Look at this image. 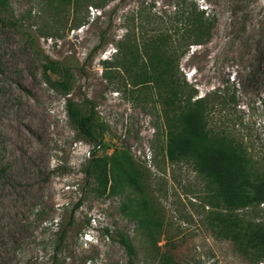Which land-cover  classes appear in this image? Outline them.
<instances>
[{"label":"rangeland","instance_id":"1","mask_svg":"<svg viewBox=\"0 0 264 264\" xmlns=\"http://www.w3.org/2000/svg\"><path fill=\"white\" fill-rule=\"evenodd\" d=\"M97 1L7 0L6 13L0 11V264H168L164 256L176 264H253L216 225L223 209L211 204L215 198L192 161L165 156L157 95L109 68L126 33L123 17L142 0H108L102 9ZM155 1L157 11L175 4ZM196 2L216 23L209 41L180 59L179 76L196 97L209 96V126L234 137L261 168L264 0ZM27 33L44 55L71 67L69 95L46 82ZM110 72L117 80L106 79ZM68 97L94 102L102 139L97 156L130 155L142 191L119 173L104 195L82 188L92 145L70 123ZM236 214L258 220L264 206ZM71 217L58 240L60 223ZM116 232L130 239L135 256L129 258Z\"/></svg>","mask_w":264,"mask_h":264},{"label":"trees","instance_id":"2","mask_svg":"<svg viewBox=\"0 0 264 264\" xmlns=\"http://www.w3.org/2000/svg\"><path fill=\"white\" fill-rule=\"evenodd\" d=\"M107 2L98 0L93 4L102 9ZM155 2L142 0L136 9L125 13L126 33L115 44L117 57L109 68L122 69L132 85L150 88L151 93L157 95L165 156L170 162L192 161L196 171L207 180L211 197L215 198L211 204L223 209L215 215L216 225L240 254L257 264L264 260V218L250 220L236 212L264 203V164L261 168L251 165L240 142L209 126L208 117L213 107L209 96L196 97V92L190 91L179 76V61L190 46L203 45L211 38L215 15L201 8L196 0H175L171 8L166 5L160 11L156 10ZM6 7L7 0H0V11L6 13ZM10 23L16 25L13 20ZM104 35L101 31L99 43L105 41ZM26 41L42 61L46 82L61 94L69 95L73 84L71 67L44 55L28 33ZM51 74H56L57 78L52 80ZM115 75L105 73L109 80H117ZM66 110L76 134L92 145L90 158L82 168L85 179L82 188L88 187V191L104 195L114 187L112 176L119 173L142 191L140 171L130 155L119 152L97 156L95 148L102 144V139L98 134L94 102L87 98L76 102L68 97ZM72 220L71 217L65 224L60 223L58 240L66 236ZM115 239L129 258L135 256V248L126 235L116 232ZM164 259L168 264H176L167 256Z\"/></svg>","mask_w":264,"mask_h":264},{"label":"built area","instance_id":"3","mask_svg":"<svg viewBox=\"0 0 264 264\" xmlns=\"http://www.w3.org/2000/svg\"><path fill=\"white\" fill-rule=\"evenodd\" d=\"M261 206L263 207L264 206V203H262Z\"/></svg>","mask_w":264,"mask_h":264}]
</instances>
